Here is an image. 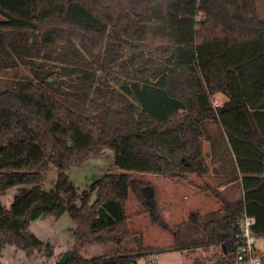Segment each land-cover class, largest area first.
I'll list each match as a JSON object with an SVG mask.
<instances>
[{"label":"trees","instance_id":"16d2710c","mask_svg":"<svg viewBox=\"0 0 264 264\" xmlns=\"http://www.w3.org/2000/svg\"><path fill=\"white\" fill-rule=\"evenodd\" d=\"M0 14V69L31 72L0 91V254L7 244L28 254L41 249L31 223L65 211L74 222V247H108L90 259L79 250L67 264H136L215 245L228 254L243 212L264 233L258 0H0ZM220 92L228 99L215 107ZM204 140L219 161L214 169L227 173V183L239 182L242 196L229 200L212 187L225 214L202 224V214L193 213L189 221L202 238L187 240L152 198V182L138 173L204 176ZM109 148L113 168L82 191L67 170ZM52 165L58 177L45 188ZM13 186L19 187L7 205L1 197ZM134 213L170 231L172 246L150 245L131 228Z\"/></svg>","mask_w":264,"mask_h":264},{"label":"rangeland","instance_id":"374dc122","mask_svg":"<svg viewBox=\"0 0 264 264\" xmlns=\"http://www.w3.org/2000/svg\"><path fill=\"white\" fill-rule=\"evenodd\" d=\"M258 9L260 15H263L264 0H258ZM2 19L3 16L0 14V20ZM26 75L31 76V72L26 66L8 68L5 70L0 69V91L11 88L19 79H23V77ZM214 98L215 100H218L221 103L228 99L227 95L222 92L216 94ZM212 130L216 131V129H214L213 127ZM204 144L205 140L203 141V147H205ZM113 165L114 155L112 149L109 148L107 149V153L105 155L100 157H92L81 165H73L67 170L66 173L76 183V185L82 191H84L88 189L95 180H97L103 174L112 169ZM213 168H215V165L214 162L211 160L209 171L206 175L203 176L204 179H196L195 177H190L191 174H189L188 182L192 185L195 183L196 185H200L198 195L201 199L199 200V206L197 207V211L202 210V213H207L210 210L219 209L218 207L220 206V202L217 197L212 193V187H217L222 190L219 184H222L221 182H224L222 185H225L227 183L225 181L227 174L223 172L221 168L217 171L213 170ZM217 168H219V166ZM44 174V187H53L58 177L57 167L55 165H52L47 171H45ZM207 183L208 186L205 185ZM19 186H13L9 190H7L4 195H2L1 199L5 204L9 205L11 203L13 196ZM173 186L174 187L172 193L177 195L179 198H183L184 195L189 196L190 194H192V186L188 185L187 183L182 184L178 182L174 183ZM222 193L229 200H235L241 197L242 190L239 186V182L229 184L226 188L222 190ZM159 194H162V197H159V200L163 202L164 199L162 191H159ZM95 197L96 195L95 193H93L90 201H94ZM78 204H81V199L78 200ZM127 207L129 208L130 212L134 210L132 202L131 204H128L127 202ZM197 211L193 213H197ZM193 213H191V215ZM188 214L189 211L186 215ZM180 215L181 214L178 212V218L176 220H168L170 225L174 226L175 224L173 223H177L176 226L179 228L181 233L185 237H187V240H190L192 238H202L201 230H198L197 227H195L196 225L189 221L185 214L184 216ZM181 219L185 220L180 221ZM140 221V225L138 223H134L132 224L133 227H141L144 231H146L149 234H147V240L151 241L152 244L156 242L153 244L155 247L167 248L172 246L173 234L170 231H166L159 226L155 227V230L158 231H149V229H144V227H149L147 221L144 219H141ZM180 222L183 223L178 224ZM205 222L206 221H203L202 224ZM73 228L74 222L71 218L69 211H65L60 216H57L52 213L46 214L45 216L34 220L30 226L31 231L43 240V247L39 250H36L32 254H28L25 250L15 245L7 244L1 249L0 264H59L62 256L67 251L72 250V256H75L80 250L79 253H81L85 259H90L98 255H102L107 250L108 247L102 245H95L92 247L90 246L86 249H78L74 247ZM170 238H172L171 241ZM202 249L205 250L203 247H201L186 249V251L161 252L147 258H141L136 264H217L220 259H226L227 257L224 254V248L222 245H215L211 247L210 252L207 253V255L210 256L209 258L204 257L202 255ZM212 251H214V253H212ZM153 259L156 261L155 263L151 262Z\"/></svg>","mask_w":264,"mask_h":264},{"label":"crops","instance_id":"0c3cea01","mask_svg":"<svg viewBox=\"0 0 264 264\" xmlns=\"http://www.w3.org/2000/svg\"><path fill=\"white\" fill-rule=\"evenodd\" d=\"M222 104V103H221ZM205 147H203V150H204V153H205V156L207 157V162H208V166H210V161L212 160L211 159V147H210V142L209 140H205V144H204ZM214 162V165L215 167L218 165L219 161L216 160V161H213ZM213 170H215L213 168ZM223 171V170H222ZM224 172V171H223ZM226 173V172H225ZM207 174V173H206ZM205 174V175H206ZM227 174V173H226ZM139 175H143L144 177H147L151 182L152 184L154 185V191H152V198H155L159 204V207L160 209L162 210L163 214H164V217L167 219V220H170V219H177L178 216V212L184 216V214L186 215L187 212L189 211V214L186 215V217L188 219H190V216H191V213L195 212L198 210V206H199V200L201 199L198 195V192H199V189H200V185H196L195 184H190L188 182V179H189V176L188 178H178V177H173V176H170V175H164V174H155V173H139ZM195 177L196 179H204V177L202 176H199L198 174L196 173H191L190 177ZM192 179V178H191ZM199 181V180H197ZM202 181V180H200ZM187 183L188 185H191L192 186V194H190L189 196L188 195H184L183 198H179L177 195L173 194V185L174 183ZM236 181L234 182H229V183H226L225 185H220L221 189L223 190L224 188H226L229 184H232V183H235ZM222 183V182H221ZM206 186H208V183L205 184ZM210 188V187H209ZM159 191H162L163 193V199L164 201L161 202V200H159V197H162L160 194H159ZM185 198V200H184ZM189 201V202H188ZM131 202L133 203V197L132 195L129 196V200H128V204H131ZM219 209L218 210H210L209 212L207 213H202L200 210L197 211V212H200V214H202V218L200 219V222H203V221H208V220H211V219H221L225 213V211L223 210H220V206L218 207ZM129 209V208H128ZM214 212L213 214H210L208 215L209 213H212ZM180 215V216H181ZM141 219H144L147 221L148 223V226L149 227H144V229H149V231H158V230H155V227H158L156 225H153L151 223V220L149 218L148 215H145V214H138V213H134L130 219H129V223H130V226L131 228L133 229H139V230H142L144 233H145V236L147 237V232L144 231L141 227H138V228H134L132 224L134 223H138L139 225L141 224ZM185 219H181L180 221H183ZM178 221V220H177ZM183 222H180L178 224H181ZM186 223V222H185ZM175 225H177V223H173ZM180 227V226H179ZM159 233V232H158ZM149 235V234H148ZM173 237V236H172ZM147 239V238H146ZM172 240V238H170V241ZM147 242L154 246L153 244L156 243L154 242L153 244L151 243V241H148ZM92 247V246H91ZM175 251H186V249H180V250H175ZM174 251V252H175ZM210 250H203L202 249V255L204 257H207L209 258L210 256L207 255V253H209ZM212 253H214V251H212ZM215 262V261H214ZM214 264V263H213Z\"/></svg>","mask_w":264,"mask_h":264},{"label":"built area","instance_id":"2783aa9c","mask_svg":"<svg viewBox=\"0 0 264 264\" xmlns=\"http://www.w3.org/2000/svg\"><path fill=\"white\" fill-rule=\"evenodd\" d=\"M215 107L222 104L214 100ZM239 231L234 240V247L225 256H230V264H264V233L255 231L257 219L255 216L243 212L238 218ZM155 263L153 259L151 261Z\"/></svg>","mask_w":264,"mask_h":264},{"label":"water","instance_id":"95a60500","mask_svg":"<svg viewBox=\"0 0 264 264\" xmlns=\"http://www.w3.org/2000/svg\"><path fill=\"white\" fill-rule=\"evenodd\" d=\"M73 255V251H67L66 253H64V255L62 256L61 260H60V264H67L68 260L70 259V257Z\"/></svg>","mask_w":264,"mask_h":264}]
</instances>
